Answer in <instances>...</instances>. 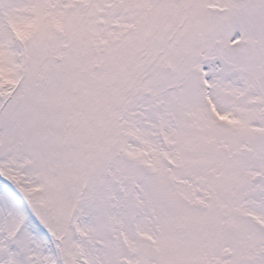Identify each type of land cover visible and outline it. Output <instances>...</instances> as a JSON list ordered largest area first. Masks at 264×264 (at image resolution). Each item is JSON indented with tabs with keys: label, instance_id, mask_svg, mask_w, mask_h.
<instances>
[{
	"label": "snow or ice",
	"instance_id": "snow-or-ice-1",
	"mask_svg": "<svg viewBox=\"0 0 264 264\" xmlns=\"http://www.w3.org/2000/svg\"><path fill=\"white\" fill-rule=\"evenodd\" d=\"M0 264H264V0H0Z\"/></svg>",
	"mask_w": 264,
	"mask_h": 264
}]
</instances>
